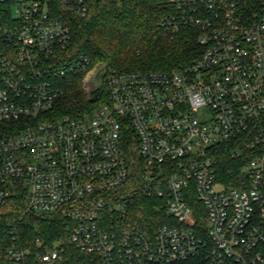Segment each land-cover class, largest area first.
I'll return each instance as SVG.
<instances>
[{
  "label": "built area",
  "instance_id": "2783aa9c",
  "mask_svg": "<svg viewBox=\"0 0 264 264\" xmlns=\"http://www.w3.org/2000/svg\"><path fill=\"white\" fill-rule=\"evenodd\" d=\"M165 2L162 25L196 31L200 54L118 71L69 52L64 18L85 17L91 0H0V207L17 195L20 218H63L87 264H264V0ZM77 70L102 102L54 117L59 80ZM3 233L0 264L63 260L64 239L27 246L12 222Z\"/></svg>",
  "mask_w": 264,
  "mask_h": 264
},
{
  "label": "trees",
  "instance_id": "16d2710c",
  "mask_svg": "<svg viewBox=\"0 0 264 264\" xmlns=\"http://www.w3.org/2000/svg\"><path fill=\"white\" fill-rule=\"evenodd\" d=\"M167 8L165 0H91L85 17L64 18L72 31L69 52L87 55L91 61L89 68L105 64L118 71L171 70L187 65L200 54L198 33L190 28L170 32L162 25ZM86 73L77 70L59 80L63 94L52 108L54 117H79L100 105L102 100L86 97L83 89ZM124 150L131 162L142 164L136 141H126ZM17 198V195L9 198L0 207V239L4 238V228L12 222L22 229L24 243H33L37 237L51 242L64 239L66 248L61 264H87V255L68 241L63 218L47 214L20 218L21 203ZM135 201L137 205L144 204L136 205L135 217L139 222L147 224L156 219L146 196L140 194ZM202 262L201 258L192 257L176 264Z\"/></svg>",
  "mask_w": 264,
  "mask_h": 264
},
{
  "label": "rangeland",
  "instance_id": "374dc122",
  "mask_svg": "<svg viewBox=\"0 0 264 264\" xmlns=\"http://www.w3.org/2000/svg\"><path fill=\"white\" fill-rule=\"evenodd\" d=\"M141 69H134L133 71H140ZM143 70V69H142ZM141 70V71H142ZM92 76V75H91ZM93 78V79H92ZM91 79H90V81H94V77H92ZM83 89H84V86H83ZM84 92H85V94H86V97L88 98V94H87V92H86V89H84ZM197 115H198V117L201 119V120H206V119H208L209 118V116H210V109H209V107H206V106H203V107H201L199 110H198V112H197ZM20 231H22V229H20ZM21 235H22V232H21ZM27 246H30V244H28ZM66 248V247H65ZM64 253H65V250H64V252H63V257H64Z\"/></svg>",
  "mask_w": 264,
  "mask_h": 264
}]
</instances>
